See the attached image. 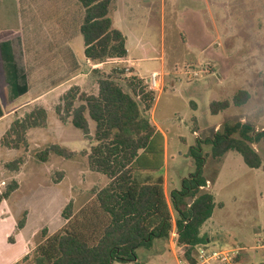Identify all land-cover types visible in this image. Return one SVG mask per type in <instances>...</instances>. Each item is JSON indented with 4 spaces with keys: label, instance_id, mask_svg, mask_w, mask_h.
Returning <instances> with one entry per match:
<instances>
[{
    "label": "rangeland",
    "instance_id": "rangeland-1",
    "mask_svg": "<svg viewBox=\"0 0 264 264\" xmlns=\"http://www.w3.org/2000/svg\"><path fill=\"white\" fill-rule=\"evenodd\" d=\"M134 8L125 28L129 50L125 60L129 62L111 60L91 67L83 59V38L79 37L77 22V77L35 102L31 100L66 74L60 62L53 63L65 55V48L55 44L68 38L65 33L76 17L75 7L72 0H0V110H18L0 120V138L16 118L34 107L48 110L47 126L28 133L26 151L0 145V192L11 182L19 186L0 205V264H34L35 248L65 224L62 212L66 205L72 201L74 212H78L93 197L92 190L106 184V177L92 173L82 155L90 142L55 114L60 93L71 84L92 92L96 80L117 66L125 68V75L118 78L125 90L129 91L126 77L144 80L156 102L151 118L163 130L164 139L158 135L150 142L140 164L165 174L168 192L179 189L182 178L195 172L188 154L197 138H211L222 125L236 122L251 124L256 131L264 128V0H135ZM17 37L26 43L31 91L8 103L1 45ZM43 58L49 63L47 70L39 68ZM153 72L160 74V91L149 88ZM239 91L249 93L247 103H231L227 110L211 114L213 101L231 102ZM54 144L75 155L66 159L51 153L41 162L37 155ZM254 149L262 159L258 169L249 168L236 151L216 160L210 146L204 145L205 191L213 195L215 209L202 226L201 236L209 250L237 249L231 264L264 262V144H255ZM20 157L23 161L17 170L5 167ZM25 213V226L19 229ZM184 255L176 236H170L166 242L157 240L150 249H138L136 263L113 264H177L176 257ZM24 258H28L25 263Z\"/></svg>",
    "mask_w": 264,
    "mask_h": 264
},
{
    "label": "trees",
    "instance_id": "trees-1",
    "mask_svg": "<svg viewBox=\"0 0 264 264\" xmlns=\"http://www.w3.org/2000/svg\"><path fill=\"white\" fill-rule=\"evenodd\" d=\"M113 1L72 0L78 8V18L74 17L69 26L74 31L78 25L84 56L93 65L125 60L128 56L125 36L113 27L110 17ZM26 51V43L20 37L1 45L8 103L30 90ZM66 58L67 73L79 71L74 56L69 53ZM123 75L125 68L117 66L97 79L96 94L72 86L59 98L55 114L62 123L69 122L79 129L84 139L90 142L89 150H84L82 155L86 157L90 170L105 176L108 183L93 189V197L78 212H74L72 201L66 205L62 212L65 224L35 248L34 264L136 263L138 249H150L155 239L168 240L174 229L177 244L184 248V259L188 264H197V249L205 244L201 228L215 209L213 195L205 191L208 180L203 174L206 164L204 145L210 146L211 156L216 160L236 151L249 168L258 169L262 165L254 145L264 144V128L256 131L248 123L224 124L211 138H197L195 145L190 147L188 155L195 172L182 178L180 188L170 191L168 201L162 176L153 180L140 175L145 168L139 157L149 152L150 142L158 135L147 114L154 104L153 92L147 90L144 80L137 76L125 78L129 91L125 90L118 81ZM249 97L247 91H239L231 102L213 101L210 112L217 115L227 110L231 103L242 106ZM2 116L0 110V118ZM92 123L94 130L91 129ZM47 124L48 111L36 106L10 124L0 138V145L10 150L26 151L29 131L45 128ZM51 153L66 159L75 155L54 144L41 151L37 158L46 162ZM22 161L20 157L6 163L5 167L17 170ZM151 170L156 172L157 169ZM18 187L17 182H11L0 192V205ZM172 210L177 216L174 223ZM25 223L26 213L17 227L22 229Z\"/></svg>",
    "mask_w": 264,
    "mask_h": 264
},
{
    "label": "crops",
    "instance_id": "crops-1",
    "mask_svg": "<svg viewBox=\"0 0 264 264\" xmlns=\"http://www.w3.org/2000/svg\"><path fill=\"white\" fill-rule=\"evenodd\" d=\"M117 1V2H116ZM115 2H116V4H115ZM74 3V2H73ZM127 3H128V5H127ZM129 3H131L130 5H129ZM134 3H135V0H114L113 1V4H112V7H111V12H110V17H111V19H112V21H113V27L115 28V29H118V30H120L122 33H123V35L125 36V28H127L128 27V24H129V22H131V20H132V18H133V15H134ZM136 5V4H135ZM73 6L75 7V13H76V17L78 18V8H77V6L75 5V4H73ZM137 6V5H136ZM69 11V10H68ZM64 12V11H63ZM66 15H67V10H66ZM69 16V15H68ZM75 17V16H74ZM72 30H71V27L69 26L68 27V30L66 31V35H65V37H67L68 36V38H65V39H62L60 42H61V44H55V46L56 47H59V49H64L65 48V55H64V57L63 58H61L60 60H59V58H57V59H55L54 60V65L57 63V62H60V65L62 66V70H64L65 72H66V74L65 75H63V76H61L59 79H58V81H56V82H53V83H50V89H48V91H44V92H42V93H40L36 98H34L33 100H31V101H35V102H40L41 100H42V97H45L48 93H51L52 91H56V90H58V89H60V88H62L63 86H65L66 84H68L69 82H71V81H74L75 80V78L77 77V74L79 73V71H77L76 73H74V74H69V73H67L68 72V66H67V56H68V54L69 53H71L73 56H74V59H75V61H76V63L79 65V62H78V56H77V54H76V51H75V49H74V46H75V44H76V41L78 40V38L79 37H81L80 36V34H79V37H77L76 39H74L75 37H76V32L75 33H72L71 32ZM125 39H126V37H125ZM83 45H84V43H83ZM128 53H129V50H128ZM83 55H84V51H83ZM66 56V57H65ZM83 59H84V61L86 62V63H88L89 65H91V67H97L98 65H93L90 61H88V60H86V58H85V56L83 57ZM55 61H57V62H55ZM125 61H130V60H125ZM63 65H65V66H63ZM100 65V64H99ZM131 65V64H130ZM48 67H49V63H48V61H46V59L44 60V58H43V60H42V65H41V67H39L41 70L43 69V70H47L48 69ZM79 67H80V65H79ZM54 69L56 70V68L54 67ZM94 69H97V68H94ZM80 70V69H79ZM95 73H96V70H95ZM94 73V74H95ZM46 79V78H45ZM147 80V79H146ZM46 82V81H45ZM72 86H78V87H80L79 85H77V84H71L67 89H64L61 93H60V96L59 97H61L70 87H72ZM80 89H81V87H80ZM30 91H31V84H30V90H29V92L26 94V95H28V94H30ZM81 91H83V92H85V93H89V94H96L97 93V80H96V88L92 91V92H88V91H84L83 89H81ZM155 103L156 102H154V105H153V107H152V109L150 110V111H148L147 112V114H148V116H149V119L151 118V115H152V113L154 112V109H155ZM47 110V109H46ZM14 111H18L17 109L16 110H10V111H7V112H2V114H3V116L0 118V120H2V119H4L5 117H8V116H11V115H13V113H14ZM48 111V110H47ZM150 112V113H149ZM60 121V120H59ZM61 122V121H60ZM150 122H151V124L156 128V131H157V133H158V135H160L163 139H164V132H163V130L158 126V124L155 122V121H153L152 120V118L150 119ZM62 123V122H61ZM63 124H65L68 128L70 127V126H72L69 122H66V123H63ZM63 124H61V125H63ZM6 132V131H5ZM30 132V131H29ZM158 135H157V137H158ZM2 137V136H1ZM155 139V138H154ZM153 139V140H154ZM152 140V141H153ZM152 143V142H151ZM63 146H65L64 144H63ZM228 154V153H227ZM144 157V154H142L140 157H139V160H141L142 158ZM88 165V164H87ZM191 165H193V162H192V164ZM143 168H145V170L144 171H142V173H140V175H141V178H146V177H149L150 179H157L159 176H162L163 177V179H164V189H165V194H166V197H167V200L169 201V195H170V191L168 192V190H167V185H168V178H167V176L164 174V175H160V174H157L155 171L153 172L152 170H151V168H149V167H143ZM90 169V168H89ZM92 173H96V172H93L92 170H90ZM96 174H99V173H96ZM108 183V180H107V178H106V184ZM105 184V185H106ZM104 185V186H105ZM103 187V186H102ZM172 212V211H171ZM172 219H173V223L175 222V218H173V212H172ZM204 236V235H203ZM172 237H174V236H172ZM175 238V237H174ZM157 240H162V239H155L154 241H153V244H152V246L150 247V248H152L153 246H154V243H156V241ZM207 240H208V242H210L212 239H211V237L210 238H207ZM164 242H166V240H163ZM201 247H204V248H208V246L207 245H201ZM181 248H183V247H181ZM210 248V247H209ZM209 248H208V250H209ZM179 249H180V247H179ZM177 258L178 257H176V260H177ZM237 262V261H236ZM235 262V263H236Z\"/></svg>",
    "mask_w": 264,
    "mask_h": 264
},
{
    "label": "built area",
    "instance_id": "built-area-1",
    "mask_svg": "<svg viewBox=\"0 0 264 264\" xmlns=\"http://www.w3.org/2000/svg\"><path fill=\"white\" fill-rule=\"evenodd\" d=\"M128 71V69H127ZM159 73L153 72L150 75L149 88L153 91H160L161 90V83L159 81ZM171 236H176L177 233L174 230L171 233ZM264 247V244L263 246ZM239 251L237 249L231 250H224V251H215V250H208L204 247H198L197 249V264H211L212 262H220L223 264H231L234 258L238 255ZM177 264H188L184 258H177Z\"/></svg>",
    "mask_w": 264,
    "mask_h": 264
}]
</instances>
